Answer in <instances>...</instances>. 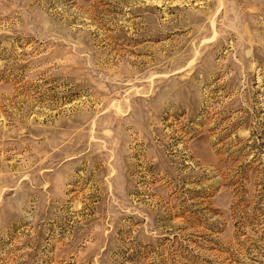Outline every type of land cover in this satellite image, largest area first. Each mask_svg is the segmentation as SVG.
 Returning a JSON list of instances; mask_svg holds the SVG:
<instances>
[{
	"label": "rangeland",
	"instance_id": "374dc122",
	"mask_svg": "<svg viewBox=\"0 0 264 264\" xmlns=\"http://www.w3.org/2000/svg\"><path fill=\"white\" fill-rule=\"evenodd\" d=\"M0 264H264V0H0Z\"/></svg>",
	"mask_w": 264,
	"mask_h": 264
}]
</instances>
